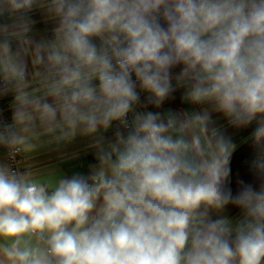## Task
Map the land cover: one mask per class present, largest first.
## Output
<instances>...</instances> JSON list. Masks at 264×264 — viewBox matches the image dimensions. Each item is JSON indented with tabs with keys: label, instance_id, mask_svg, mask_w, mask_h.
I'll return each mask as SVG.
<instances>
[{
	"label": "clouds",
	"instance_id": "obj_1",
	"mask_svg": "<svg viewBox=\"0 0 264 264\" xmlns=\"http://www.w3.org/2000/svg\"><path fill=\"white\" fill-rule=\"evenodd\" d=\"M8 97L0 264H264V0H0ZM213 113L255 124L235 192ZM78 141L86 172L34 171Z\"/></svg>",
	"mask_w": 264,
	"mask_h": 264
},
{
	"label": "crops",
	"instance_id": "obj_2",
	"mask_svg": "<svg viewBox=\"0 0 264 264\" xmlns=\"http://www.w3.org/2000/svg\"><path fill=\"white\" fill-rule=\"evenodd\" d=\"M39 21V17H37ZM37 29H45V25L42 22H38ZM180 92V97L177 102H165L161 109H152L151 107L149 110H158L164 111L167 109H172L173 111L179 110H193L196 106H192L189 104H185L181 100L182 91L177 90L176 92ZM142 102L144 101V94L142 96ZM11 97H9V102ZM213 119L217 121V126H223V131L226 135L230 136L233 142L236 144V149L244 143L248 138L251 137V133L255 128V124L249 126L248 128L243 129H236L233 127L227 126V121L221 116V114L213 113ZM111 135V132L108 133ZM235 149V150H236ZM65 155L63 157L59 156L55 152H45L41 154L37 158V166L39 168L34 169V171H39L41 169H47L50 167H56L57 171L66 173L71 175L73 171H87V167L89 164L94 163V157L89 150L86 149V141H78L74 145H71L69 148L65 149ZM2 152V150H0ZM75 154V158H73ZM28 161H24V165H26ZM23 165V166H24ZM228 215L231 217H237L239 215V210L234 208L228 209Z\"/></svg>",
	"mask_w": 264,
	"mask_h": 264
},
{
	"label": "trees",
	"instance_id": "obj_3",
	"mask_svg": "<svg viewBox=\"0 0 264 264\" xmlns=\"http://www.w3.org/2000/svg\"><path fill=\"white\" fill-rule=\"evenodd\" d=\"M179 69H177L178 71ZM173 99L166 102H177L180 97V92L173 93ZM255 147L252 138H248L242 143L234 152L231 157V187L235 192L237 189V179H242L246 182H250L252 177L249 171V163L255 154Z\"/></svg>",
	"mask_w": 264,
	"mask_h": 264
},
{
	"label": "built area",
	"instance_id": "obj_4",
	"mask_svg": "<svg viewBox=\"0 0 264 264\" xmlns=\"http://www.w3.org/2000/svg\"><path fill=\"white\" fill-rule=\"evenodd\" d=\"M143 94H141L142 98ZM0 113L3 114L4 117H10V111H9V97L0 99ZM24 165V161L21 162V166ZM23 171V169H21Z\"/></svg>",
	"mask_w": 264,
	"mask_h": 264
}]
</instances>
